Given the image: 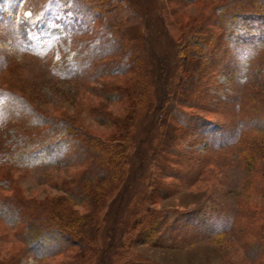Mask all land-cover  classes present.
I'll list each match as a JSON object with an SVG mask.
<instances>
[{
  "label": "rangeland",
  "instance_id": "obj_1",
  "mask_svg": "<svg viewBox=\"0 0 264 264\" xmlns=\"http://www.w3.org/2000/svg\"><path fill=\"white\" fill-rule=\"evenodd\" d=\"M223 4L0 0V208L9 211L0 209V264H247L229 226L240 207L243 225L264 217V47L256 42L264 27L229 28L217 10ZM209 20L217 37L205 107L176 104L191 116L186 174L153 151L160 107L188 65L179 63L182 44ZM54 123L72 127L77 144L85 136L100 146L77 156L78 146L55 144L53 134H65ZM47 132L49 148L36 145L20 161L8 156L24 136ZM98 159L117 165L119 181L73 202L68 190L84 175L103 177ZM69 208L73 218H93L95 239L72 231L66 245L56 240L50 230L60 221L48 212L68 220ZM155 213L160 232L148 240L140 223ZM215 229L228 231L217 238Z\"/></svg>",
  "mask_w": 264,
  "mask_h": 264
},
{
  "label": "trees",
  "instance_id": "obj_2",
  "mask_svg": "<svg viewBox=\"0 0 264 264\" xmlns=\"http://www.w3.org/2000/svg\"><path fill=\"white\" fill-rule=\"evenodd\" d=\"M221 1L224 2V4L219 6L217 10L221 12L220 20L225 19L227 25L230 22L229 28H231V25L239 26L242 23L244 25L246 24V26H248L250 29H253V27L254 28L257 27L259 29L264 27V0H221ZM255 21L258 23L257 25L254 24ZM210 24L211 21L209 20L207 23V28L197 29L196 34H194V36L188 37L185 41V44L184 45L182 44L181 51L183 52L184 55L180 56L181 58H179L180 61L179 63L181 66L183 61L184 63H187L188 65L187 64L186 65L188 67L187 66L185 67H187L188 70H185V67L184 70L183 67H181L182 69L180 68L182 72L178 74L176 80L173 82L175 88L173 89L172 92L173 95L174 94L175 95L171 97V99L166 104L165 108L163 107V104L162 106L160 105L161 106L160 115H162V120H160L161 122L160 125L158 126V135H159L158 138L161 139L160 140L161 142L154 147V151H153L154 155L155 157L158 158L160 157L159 159H162L164 163L170 162L171 165H175L179 169H184L185 172L188 170V168L190 169L189 162H192L193 159L192 149L185 148L186 145L191 146V140L188 139L190 137V135L188 134V128H189L188 121L191 116L190 113H187L181 110L180 108H178L176 104L179 103L185 108L197 107L202 110L204 109L203 107H205L204 103L202 102L205 101L204 99L208 98L209 86H208L207 76H209L210 74V68H209L210 63L207 61V59L209 58L210 55L209 53H211L210 52L211 42H213L214 39H216L217 37V36H211L213 32L212 29H210L209 27ZM213 24L214 23H212V25ZM193 28H191L190 30H193ZM204 32H209L208 34L210 36L202 35L201 33L204 34ZM196 38L203 40L202 44H198V46H196L198 48L197 50H188L187 46L189 44H192V41ZM256 42L258 43V47H264V35ZM130 62H132V64L134 65L135 58ZM113 66L114 68H116L118 65L116 64ZM69 71L72 72L70 69ZM212 72H216V71L213 70ZM159 77H162V75ZM185 77H188L189 79L185 80ZM54 124H55V128H58L60 133L65 134L60 137L56 133H54L53 137L55 138V144L56 145L62 144L64 142L67 144L72 143V145L78 146L80 149L77 150L78 151L76 154L77 156H79L80 154H82L83 156L87 152H92L93 147L100 146L98 142H94V141L91 142L85 136L84 138H86L87 140L84 139V141H81V143L79 142V144H77V142L72 140L73 137L70 135L72 133L71 131L73 130L72 127L64 128L61 127L62 126L60 125L61 123L60 124L54 123ZM48 135L50 136V132L44 133V135H40L39 139L37 137L32 138L31 136H24V140L21 139L16 144L17 145V148H15L16 152L14 153L11 152L9 155L8 154L7 155L9 157H12L14 160L20 161L21 159H23L24 156L27 158L28 157L27 154L29 155L30 153L29 151L35 148L36 145H42V146L45 145V147L49 148L51 144L47 142V137H49ZM23 150L24 152H22ZM99 167H97V170L98 171L100 170V173L103 176L102 178H98V180H94L92 176L87 175L85 178L84 175V180L79 185L75 187H71L68 190L71 199H73V202L76 201H78V203L83 202L88 197L96 196L98 187L101 188L100 185L110 184L111 186L114 184L115 181H119V177H117L116 173L113 174V169L117 167V165L114 166V163L102 164V162L100 161ZM166 185L167 184H165L164 186ZM98 194L100 196L102 192ZM91 202L95 203L94 200ZM21 203L27 207V203L29 202H26L22 199ZM29 207L30 206L28 204V208ZM0 209H4L5 213L7 212V214L9 212L6 210L7 209L6 207ZM243 209H244L243 207L238 208V216L233 221V225L235 223V226L231 224L232 227L230 228L229 226V229L232 230L235 234L239 235L241 237V240L243 241V244L240 245L243 251L244 261L247 264H255V262L259 263L260 261L264 260V217L258 219L250 215L248 218H246V220L249 219L247 225H243L244 222L242 223V221L239 220L241 216L240 212L245 214L244 212L245 209L244 210ZM66 212H68L69 215L68 220L67 219L64 220L63 217H59L60 215L58 216V214L60 213L52 214L48 212L49 215L52 216L51 217L52 219L54 220L59 219L60 221V225H58V228L55 229L51 228L50 230L52 233H54L55 236H57L56 240L61 239L60 236L61 237L63 236L62 244L66 245L67 242L70 241V237L68 235L72 236L73 232L77 234V237L81 238L82 242L85 241L90 242L92 241L93 237L95 239L96 236L95 234L97 230H96V225H94L93 218L88 217L87 222L90 221L89 220L90 218H91V222L87 224L86 218H84V220L77 217L73 218L74 216L72 215V213H70L71 212L70 208L68 209V211L66 210ZM10 216H13V214ZM74 222L77 225L72 227L70 223H74ZM161 222L162 221L160 220L158 213H155L154 215H150V217L143 218V220H141L140 223V225H144L143 227L144 232L142 233V236L149 240L151 238L152 232L156 231L159 233L160 232L159 224ZM30 231L31 229L29 230V232ZM227 231L228 229H221L220 231L215 229L213 230L212 234L214 237L219 238L225 235ZM66 232H68L69 234L66 235ZM91 233H93L94 235H91ZM50 235L51 233H49V236ZM31 239H33L32 236L31 238H29V240ZM150 243L154 244L153 241H150Z\"/></svg>",
  "mask_w": 264,
  "mask_h": 264
}]
</instances>
